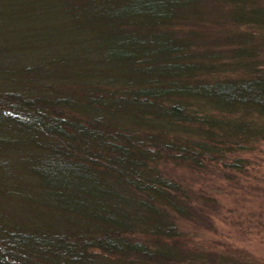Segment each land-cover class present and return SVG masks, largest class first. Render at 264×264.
Wrapping results in <instances>:
<instances>
[{
	"label": "trees",
	"instance_id": "1",
	"mask_svg": "<svg viewBox=\"0 0 264 264\" xmlns=\"http://www.w3.org/2000/svg\"><path fill=\"white\" fill-rule=\"evenodd\" d=\"M263 50L255 0H0V264H239L159 166L244 171Z\"/></svg>",
	"mask_w": 264,
	"mask_h": 264
},
{
	"label": "rangeland",
	"instance_id": "2",
	"mask_svg": "<svg viewBox=\"0 0 264 264\" xmlns=\"http://www.w3.org/2000/svg\"><path fill=\"white\" fill-rule=\"evenodd\" d=\"M255 2L260 6L264 5V0ZM221 11L225 12L219 14L225 16L224 20L208 18L210 21H206L208 23H205V27L213 28L219 24L225 29H245L226 17V7L219 10ZM259 60L264 61V57ZM238 69L230 68L227 74L239 76L241 73V77L247 76ZM261 74H264V71ZM232 155L236 156L234 153ZM238 156L247 163L244 171L233 173L234 177L231 179L212 165L196 171L185 165L163 161L159 167L163 173L177 179L190 193H203L216 205L211 209L209 205L206 207L208 213H205V216L212 217V225L208 222L205 227L195 231L192 236L194 244L213 248L211 250L214 251L228 248L239 264H264V141L258 142L254 148Z\"/></svg>",
	"mask_w": 264,
	"mask_h": 264
}]
</instances>
